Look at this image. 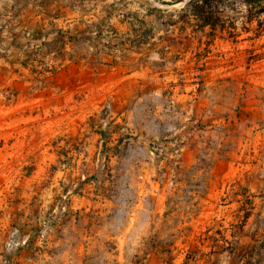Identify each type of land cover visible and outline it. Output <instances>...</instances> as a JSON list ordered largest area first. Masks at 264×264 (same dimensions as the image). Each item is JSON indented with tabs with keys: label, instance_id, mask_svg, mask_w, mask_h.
Instances as JSON below:
<instances>
[{
	"label": "rangeland",
	"instance_id": "obj_1",
	"mask_svg": "<svg viewBox=\"0 0 264 264\" xmlns=\"http://www.w3.org/2000/svg\"><path fill=\"white\" fill-rule=\"evenodd\" d=\"M186 1L0 0V264H264V14L181 30Z\"/></svg>",
	"mask_w": 264,
	"mask_h": 264
},
{
	"label": "trees",
	"instance_id": "obj_2",
	"mask_svg": "<svg viewBox=\"0 0 264 264\" xmlns=\"http://www.w3.org/2000/svg\"><path fill=\"white\" fill-rule=\"evenodd\" d=\"M156 3L164 6H173L179 3L184 2L185 0H154ZM214 0H187L183 6V8L180 10L181 14V25L178 27L181 30H185L186 26H189L191 31L194 32H204L206 29L214 32V31H220V32H229L228 29L225 27L223 21L220 19V17L215 14L212 11L211 4ZM244 6L249 10H255L258 14H264V0H243ZM164 12L163 9H160L158 7H153L152 9L148 10L146 13L147 16H150L152 13L161 15ZM249 22L252 21V19H248ZM166 28H174L178 25L175 21H167L165 23ZM99 23H91L88 24L83 31H81L82 36L80 37H70L69 40H62L60 37L57 38V47L55 49L53 48H47L45 51V54H52V57H57L60 59L71 60V61H80L84 57V53L87 50L86 47H92L95 46L94 40H96L97 32L99 31ZM151 27L149 29H144L143 31H135L133 30V37L129 41V44L127 45L130 50H133L134 52H137L143 45H147L149 43V40L152 38V30ZM92 32L94 33L95 37H88L87 33ZM230 36V32L228 33ZM41 38V35H35L33 36V39L39 40ZM71 47L76 49L75 51L71 50V52H67L66 48ZM96 51L105 53V47L104 45H101V48H97ZM27 63H22V68L26 69L28 68ZM51 67L48 65H45V63H40L39 67H34L29 70L31 74L39 77H43L46 73L51 72ZM251 205V202H250ZM244 207L243 204H240L237 207V210L240 211V209ZM250 209H252L250 207ZM249 214L247 211L243 213L242 216H238L237 222L244 224L248 219ZM255 244L257 245L258 249H260L261 252L264 253V234H260L257 239L255 240ZM222 250V249H221Z\"/></svg>",
	"mask_w": 264,
	"mask_h": 264
}]
</instances>
